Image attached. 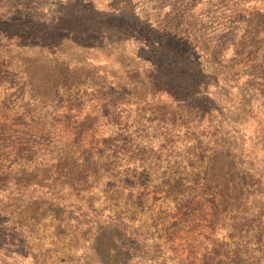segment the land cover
<instances>
[{"label": "rangeland", "instance_id": "374dc122", "mask_svg": "<svg viewBox=\"0 0 264 264\" xmlns=\"http://www.w3.org/2000/svg\"><path fill=\"white\" fill-rule=\"evenodd\" d=\"M0 264H264V0H0Z\"/></svg>", "mask_w": 264, "mask_h": 264}, {"label": "trees", "instance_id": "16d2710c", "mask_svg": "<svg viewBox=\"0 0 264 264\" xmlns=\"http://www.w3.org/2000/svg\"><path fill=\"white\" fill-rule=\"evenodd\" d=\"M144 40H146L145 39V37H144ZM176 52V51H175ZM157 54V56H160L161 55V53H159L158 54V52L156 53ZM177 54V53H176ZM163 56H165V55H163ZM162 56V57H163ZM174 58H175V56H174ZM177 59V58H176ZM173 65L174 64H172V66H171V68H170V70H169V74H168V76L169 77H178V71L176 70V67H173ZM152 80V79H151ZM157 82H161V83H159L158 85H160L161 87H158V89H157V91L158 92H164V93H166L168 96H169V98L171 99V101L172 102H174V101H179L180 99H188V98H190L191 96H189V95H185L186 93V90H184V91H180V92H178L179 91V88L177 87V85H175V86H172L170 83H168V84H166V83H163V82H168L167 80H164V79H162L161 81H158V80H156ZM169 81H171V80H169ZM154 82L155 81H152V82H150L149 84L151 85V87H153L154 88V86H156V85H154ZM172 86V87H171ZM86 121L87 120H83V121H81L80 120V122H81V125L83 126V128H87V126H86ZM35 123V122H34ZM36 126H37V129L39 130L38 132H41V133H44L43 131L45 130V128H46V126H48V130H47V132H45L44 134H46V135H49V133L50 132H53L54 133V135H55V129H56V126H57V124L56 123H37L36 124ZM71 126H73V122L71 123ZM79 128H81L80 126H79ZM55 131V132H54ZM80 133H82V132H80ZM59 138V137H58ZM60 140H62L63 139V137H60L59 138ZM59 144H61L60 143V141L57 139L56 141H51V143L48 145L51 149H55L56 148V146L57 145H59Z\"/></svg>", "mask_w": 264, "mask_h": 264}]
</instances>
